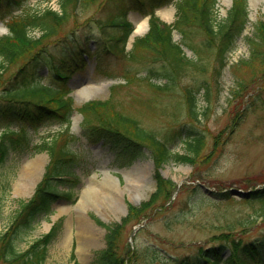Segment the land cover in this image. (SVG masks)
<instances>
[{
  "label": "rangeland",
  "instance_id": "1",
  "mask_svg": "<svg viewBox=\"0 0 264 264\" xmlns=\"http://www.w3.org/2000/svg\"><path fill=\"white\" fill-rule=\"evenodd\" d=\"M3 1L0 0V3ZM104 2L97 0L68 10L66 29H74L77 42L72 39L70 43H65L63 37L51 38L43 40L35 48L45 52L33 76L41 81L49 78L52 82L58 81L50 77L49 71L46 74L50 63L54 62L53 57L50 60L47 55L48 51L55 58H66V63L77 60L79 56L85 60L83 69L71 67L68 72L71 76L63 80L69 84L75 107L68 128L61 122H49L37 128L27 127L33 145L50 141L59 134L56 146L69 148L70 152L67 153L73 155L58 159V162L74 164L71 171L77 183L73 189L75 200H55L51 212L41 216L25 240L18 244V248L25 249L44 234L52 222L57 221L58 228L48 244L44 264H96V252L105 247L104 226L121 222L128 214V205H140L150 198L155 188L157 163L148 145L135 139L131 131L120 140L116 134L104 132L94 123H85L83 120L79 109L85 101L106 98H109V105L115 113L127 114L140 128L168 144L175 152H190L189 147L192 145L185 141L190 136H198L200 140L199 148L189 162L173 161L158 168L162 178L168 180L167 191L172 183L179 186L174 199L167 197L164 202V197H160L156 209L150 207L145 214L121 224L116 238L117 246L120 250H129L132 263L199 264L201 251L220 245L221 260H226L230 256L232 239H237L241 244L264 242V217L257 216L255 212L258 203L224 195L233 187L249 191L264 186V63L252 58L247 41V37H253L252 22L263 17L264 0H248L250 20L236 41L235 48L228 53V63L222 69L219 82L210 76V68L204 74L194 68L191 70L192 76L182 74L180 79L170 85L158 77L152 79L160 87L168 85L166 91L152 86L145 77L147 69L160 72L163 63L156 61L150 52L133 50L135 40L143 37L149 29L148 16L142 11L133 10L126 0L123 4L118 0L114 7L116 12L126 14L134 28L143 19L147 27L130 35L126 45L130 53H124V49L122 53L117 51L116 55L103 51L101 34L93 21L105 17ZM217 2L218 15L223 16L231 0ZM27 4L32 8L48 7L60 11L59 0H28ZM12 7L16 5L12 4ZM112 10L109 8L107 12ZM13 12L17 13L18 10ZM175 12L174 3L155 11L162 20L171 23L175 19ZM1 16L2 13L0 35L7 32L8 19V15ZM187 33L194 42L205 40L199 32ZM31 34L38 35V31L34 30ZM173 38L183 43L179 32L174 31ZM45 41L48 42L43 43ZM28 52L34 53L33 50ZM68 54L71 58H68ZM187 54L194 58L191 51H187ZM211 55V51L206 52L204 59L208 60ZM16 69L13 66L9 71L14 73ZM204 77L208 78L210 95L206 106L207 102L200 96V90L201 115L200 120H197L189 115L184 103V90L186 86L198 87ZM91 84L99 88L87 96L79 93L80 88ZM5 114H9L8 120L15 118L10 110H3L0 118ZM11 128L18 127L14 124ZM1 130L3 127L0 126ZM131 140L136 143H130ZM37 157L43 161L41 169L26 186L27 191L18 192L16 187L21 183L24 165ZM47 161V153L41 146L36 151L32 146L23 152H9L0 166V234L6 230L19 204L30 198ZM61 169H68V166L63 165ZM136 170L142 172L139 174ZM133 174H138L139 179L133 178ZM107 176L115 179L116 202L102 193L101 182ZM66 178L70 180L73 177ZM202 185L213 190L212 196L203 191ZM60 186L66 188L64 183H60ZM88 187L96 194L98 204L88 198L82 207L77 208L83 189ZM80 213L91 222L93 228V240L83 258L79 253L77 229ZM68 235L67 245H61ZM125 257L127 259L129 255L125 254ZM257 257L263 258L264 251L259 252Z\"/></svg>",
  "mask_w": 264,
  "mask_h": 264
},
{
  "label": "trees",
  "instance_id": "2",
  "mask_svg": "<svg viewBox=\"0 0 264 264\" xmlns=\"http://www.w3.org/2000/svg\"><path fill=\"white\" fill-rule=\"evenodd\" d=\"M27 1L4 0L2 4L0 3L1 18L9 15L6 21L8 33L0 35V109L2 107L13 111L14 114L16 111L20 112L15 118L8 120L9 114H7L4 119L7 122L3 123L4 129L0 133V166L10 151L23 152L32 146L35 151L41 146L48 153L50 160L32 196L19 204L7 229L0 234V264H44L47 247L56 233L58 222L54 223L48 232L33 240L25 249L20 250L18 244L24 241L33 230L41 215L51 212L55 200L59 198L71 200L73 197L76 179L72 182L58 179L60 175L72 174L70 164L68 169H61L62 164L58 162V159L67 156V152H70L69 148L56 146L57 135L50 141L33 145L30 143L31 138L27 128L28 126L37 128L49 122L69 121L74 110L73 100L68 95L69 88L66 82L63 81L67 78L69 65L61 58L56 60L59 64L52 67L51 77L58 79L59 82H44L38 77L33 78L37 73L38 59L40 60L44 51L35 48L43 40L59 38L62 34L66 35L69 9L81 4L94 3L97 0H59L60 11L48 7L32 8ZM172 1H174L176 12L174 21L169 24L156 16L154 11L156 7ZM121 2L123 4L124 0ZM126 2L133 9L149 14V29L143 37L135 40L134 49L150 52L156 57V61L163 63L160 72L147 69L148 76L145 77L152 86L164 91L168 85L180 79L182 74L192 76L191 70L194 68H198L201 74L210 68V76L219 82L227 55L235 47L249 19L247 0H232L223 16L218 15L217 0H126ZM116 3L118 0H105L104 9L115 10ZM12 4L16 7H12ZM15 9H20V13L13 14ZM262 16L252 22L253 37H247V41L252 58L264 63V14ZM96 23L101 26L102 33L107 32L104 43L109 52L115 48L118 41L122 47L132 29V23L125 18V15H119L117 12L109 13L103 20H96ZM109 26L111 30L107 31ZM174 29L181 33L183 44L192 50L194 58L185 55L182 46L173 40L172 31ZM33 30L38 31L40 35L32 36L30 32ZM117 31L118 33L115 34ZM189 31L199 32L205 40L194 42L187 33ZM29 50H33L34 53L29 54ZM208 51H211L212 55L205 60L204 54ZM13 66L17 67L14 73L9 71ZM157 77L165 80L168 85L160 87L158 83H153L152 79H157ZM201 81L198 87L186 86L184 90V103L187 105L189 115L197 120L201 114L199 111L200 96L208 106L210 95L208 78L204 77ZM16 106H19L18 110H15ZM79 110L85 123L92 122L102 131L116 134L120 140H123L125 134L131 131L135 139L148 145L152 157L156 160L157 166L154 173L156 183L150 198L138 206L129 205L128 214L121 219L120 223L115 222L104 226L106 229L105 247L98 250L94 258L96 264H134L129 250L123 251L117 246L116 238L121 224L127 222L128 219H136L150 207L151 209L157 207L158 198L164 197L162 200L167 201L168 180L161 177L158 171L159 166L173 161L189 162L196 149L199 148L200 140L198 136L193 138L190 136L188 140H185L188 145H192L189 147L190 152L181 154L172 151L165 142L152 134L142 131L137 122L127 114L115 113L109 105V99L84 102ZM14 120L20 127L18 132L10 129ZM130 143L135 144L136 142L131 140ZM60 183H64L66 188L60 187ZM243 201H256L258 207L255 212L257 216L264 217V187L252 191L250 197ZM220 246L201 251L198 258L199 264L201 262L206 264H264V258L257 257L259 252L264 251V242L258 244L243 242L241 244L237 239H232L230 256L226 260H221ZM125 254L129 255L127 259Z\"/></svg>",
  "mask_w": 264,
  "mask_h": 264
},
{
  "label": "bare ground",
  "instance_id": "3",
  "mask_svg": "<svg viewBox=\"0 0 264 264\" xmlns=\"http://www.w3.org/2000/svg\"><path fill=\"white\" fill-rule=\"evenodd\" d=\"M147 26L146 20L138 21L136 23L134 33L141 32L143 29H145ZM99 88L98 85H85L82 88L79 89V93L81 95H90L91 93L95 92ZM43 165V161L41 158L37 157L35 159L29 160L24 165V171L21 178L20 185H17V191L18 192H25L27 191L26 186L28 183H31L33 179L35 178L37 172L41 169ZM139 174L142 172L140 170H136ZM133 178L139 179L138 174H133ZM103 190L102 193L107 196L109 200H114L116 202L115 198V190L117 189L115 179L113 177L107 176L102 182ZM117 197V196H116ZM88 198H92V203L96 202L98 204L99 200L96 199V194L92 192L91 188H84L82 197L77 204V208L82 207L84 203H86V200ZM98 201V202H97ZM78 235H79V253L81 254V257H85L86 248L89 246V244L92 243L93 236H92V226L91 222L88 221L85 217L81 215V213L78 215ZM67 234V233H66ZM68 239L64 238L63 241H61V245L66 246L69 242V235L67 236Z\"/></svg>",
  "mask_w": 264,
  "mask_h": 264
},
{
  "label": "water",
  "instance_id": "4",
  "mask_svg": "<svg viewBox=\"0 0 264 264\" xmlns=\"http://www.w3.org/2000/svg\"><path fill=\"white\" fill-rule=\"evenodd\" d=\"M204 190H206L208 192V194L211 193V191L207 188L204 187ZM229 193L231 195H236V196H239V197H246L248 196V192L246 191H242V190H239V189H230Z\"/></svg>",
  "mask_w": 264,
  "mask_h": 264
}]
</instances>
